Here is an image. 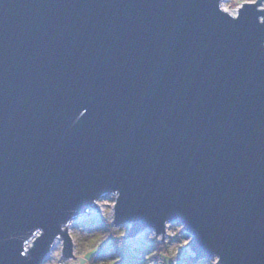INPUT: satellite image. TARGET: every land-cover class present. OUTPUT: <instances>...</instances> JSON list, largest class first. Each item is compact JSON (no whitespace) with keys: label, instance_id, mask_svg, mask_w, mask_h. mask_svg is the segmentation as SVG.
<instances>
[{"label":"water","instance_id":"obj_1","mask_svg":"<svg viewBox=\"0 0 264 264\" xmlns=\"http://www.w3.org/2000/svg\"><path fill=\"white\" fill-rule=\"evenodd\" d=\"M258 15L232 21L215 0H0L2 264H39L58 223L113 188L125 237L171 218L194 237L192 262L264 264ZM37 226L22 259L8 237Z\"/></svg>","mask_w":264,"mask_h":264},{"label":"clouds","instance_id":"obj_2","mask_svg":"<svg viewBox=\"0 0 264 264\" xmlns=\"http://www.w3.org/2000/svg\"><path fill=\"white\" fill-rule=\"evenodd\" d=\"M245 6H255L256 12L264 13V0H215L217 12L232 21L240 18ZM256 22L264 25V15H258ZM260 47L264 48V41ZM86 113L87 108H81L75 120ZM120 197V190L113 188L106 196L93 197L91 210L65 216L39 264H192L196 256L191 248L194 237L185 230L184 223L174 219L163 218L158 225L145 227L133 238L125 239L132 223H116ZM43 235L44 229L37 226L8 238L19 241V257L27 259ZM108 243L110 248L100 255L101 247ZM196 264H221V256L213 253L196 260Z\"/></svg>","mask_w":264,"mask_h":264},{"label":"rangeland","instance_id":"obj_3","mask_svg":"<svg viewBox=\"0 0 264 264\" xmlns=\"http://www.w3.org/2000/svg\"><path fill=\"white\" fill-rule=\"evenodd\" d=\"M106 195L107 194H104L103 196H106ZM134 236H127L125 237V239L133 238ZM109 248H110V243L103 245L100 250L103 252V255H104Z\"/></svg>","mask_w":264,"mask_h":264},{"label":"trees","instance_id":"obj_4","mask_svg":"<svg viewBox=\"0 0 264 264\" xmlns=\"http://www.w3.org/2000/svg\"><path fill=\"white\" fill-rule=\"evenodd\" d=\"M99 254L103 255V252L100 250ZM192 264H196V262H192Z\"/></svg>","mask_w":264,"mask_h":264}]
</instances>
